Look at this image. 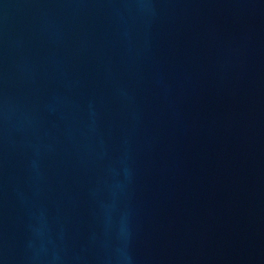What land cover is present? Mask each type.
<instances>
[{"label": "water", "instance_id": "95a60500", "mask_svg": "<svg viewBox=\"0 0 264 264\" xmlns=\"http://www.w3.org/2000/svg\"><path fill=\"white\" fill-rule=\"evenodd\" d=\"M0 264H264V0H0Z\"/></svg>", "mask_w": 264, "mask_h": 264}]
</instances>
